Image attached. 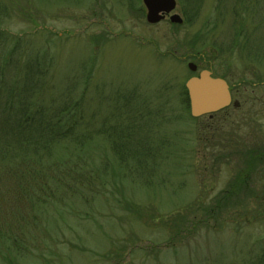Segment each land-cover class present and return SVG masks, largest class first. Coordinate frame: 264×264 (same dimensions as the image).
<instances>
[{"label":"rangeland","instance_id":"rangeland-1","mask_svg":"<svg viewBox=\"0 0 264 264\" xmlns=\"http://www.w3.org/2000/svg\"><path fill=\"white\" fill-rule=\"evenodd\" d=\"M176 1L182 25L148 24L142 0H0V28L20 35L23 61L41 54L46 89L80 81L88 131L129 130L126 146L159 155L147 185L149 174L116 164V137H94L81 167L42 193L45 208L14 209L20 245L0 244V264H264V167L249 166L264 152V59L252 56L264 52L250 49L264 28L233 26V1ZM236 28L249 48L234 43ZM203 70L240 108L192 118L185 85ZM240 175L249 184L238 191ZM224 192L238 195L215 209Z\"/></svg>","mask_w":264,"mask_h":264},{"label":"trees","instance_id":"trees-1","mask_svg":"<svg viewBox=\"0 0 264 264\" xmlns=\"http://www.w3.org/2000/svg\"><path fill=\"white\" fill-rule=\"evenodd\" d=\"M229 1L234 2L231 7L233 26H243L250 20L258 24L256 32L264 28V0H218L217 3L226 4ZM195 2V6L199 4ZM194 11L193 5L192 8H185V21L192 20ZM237 28L234 43L237 42L241 49L249 48L252 35H247L244 29L238 31ZM21 41L20 35L13 36L0 28V52L4 53L0 55V244L8 243L12 246L20 245L17 234L23 232L15 228L18 221L14 217V212L17 209L19 211L21 201L26 200L25 205L31 203L38 210L45 208L48 204L43 200L49 198L41 196L42 193L51 184L57 186L60 181L71 177L68 164H73V169L81 167V157L85 149L92 144L94 137L96 139L97 136L98 139L108 134L110 138L116 137L119 142L111 144L116 164L119 162L120 169L129 172V175L136 173L144 177L149 174V177L146 175L145 178L147 185L155 174L151 173V170H157L156 163L159 159L155 148L146 149L140 146L134 147L132 151L131 146H126L131 142L129 130L125 136L117 134L120 127H113L109 131L100 130L95 132L97 135L94 131H88L85 127V99L78 94L77 88L80 81L75 80L76 83L72 85L75 87H69L68 90L51 93L52 89H46L49 67L42 66L41 61L44 60L40 53L36 56L25 53L27 57L23 61ZM258 46L264 52L263 35L262 42L254 39L250 49ZM252 56L264 59V53ZM253 153L255 154L250 156L249 164L252 173L255 169L259 170L260 166L264 167V152ZM149 163L152 165L151 170ZM57 170H61L60 175ZM240 176L239 185L234 184L238 191L243 188L241 184L246 187L249 184V180ZM145 179H142L143 182ZM50 192L52 194L51 189ZM221 195L224 203L222 205L221 201H218L215 209L224 206L238 194L230 195L229 192H224ZM23 218L25 219L24 215Z\"/></svg>","mask_w":264,"mask_h":264},{"label":"water","instance_id":"water-1","mask_svg":"<svg viewBox=\"0 0 264 264\" xmlns=\"http://www.w3.org/2000/svg\"><path fill=\"white\" fill-rule=\"evenodd\" d=\"M147 10V23L157 25L167 17L172 24L182 25L183 20L177 14H172L177 8L176 0H142ZM172 14V15H171ZM192 73H197L198 67L188 65ZM188 92L190 114L194 119L209 117L227 109L232 103L228 83L221 78H214L211 71L203 70L198 76L190 78L186 85ZM264 246V241H263Z\"/></svg>","mask_w":264,"mask_h":264},{"label":"flooded vegetation","instance_id":"flooded-vegetation-1","mask_svg":"<svg viewBox=\"0 0 264 264\" xmlns=\"http://www.w3.org/2000/svg\"><path fill=\"white\" fill-rule=\"evenodd\" d=\"M230 90H231V92H232V88H231V87H230ZM232 99H233V98H232ZM232 101H233V100H232ZM232 106H233L234 108H240L239 104L236 103V102L232 103Z\"/></svg>","mask_w":264,"mask_h":264}]
</instances>
